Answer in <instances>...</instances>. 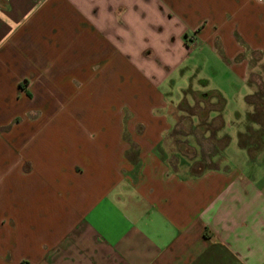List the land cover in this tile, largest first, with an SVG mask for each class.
Returning <instances> with one entry per match:
<instances>
[{
	"label": "crops",
	"instance_id": "crops-1",
	"mask_svg": "<svg viewBox=\"0 0 264 264\" xmlns=\"http://www.w3.org/2000/svg\"><path fill=\"white\" fill-rule=\"evenodd\" d=\"M147 1L161 6L0 0V160L9 164L0 165V264H264V169L251 164L248 147L223 152L221 135L209 136L220 147L214 165L194 169L193 147L170 134L175 101L157 91L152 70L135 63L128 48L103 56L111 45L127 47L131 16ZM253 2L262 5L252 12L263 19L233 9L231 24L216 28L209 48L224 68L213 88L236 94V112L254 110L246 99L255 92L250 66L254 52L264 54V0ZM200 28H193L195 37ZM188 37L189 31L172 34L176 58L163 61L164 69L190 53ZM96 71L94 88L87 80ZM131 72L150 86L135 94L143 93L139 106L127 102L111 120L95 122L88 107L51 102L75 94L81 81L82 94L104 93L112 73ZM195 80L202 84L195 92L209 90L210 79ZM240 120L230 123L241 128Z\"/></svg>",
	"mask_w": 264,
	"mask_h": 264
},
{
	"label": "rangeland",
	"instance_id": "rangeland-1",
	"mask_svg": "<svg viewBox=\"0 0 264 264\" xmlns=\"http://www.w3.org/2000/svg\"><path fill=\"white\" fill-rule=\"evenodd\" d=\"M91 1H93L94 4L98 3L97 6H102L105 3V0ZM160 1V7L158 3L153 1L140 2V7L138 8V10L136 9L137 15L131 16V23L128 27V37L126 39L127 47L125 46V48L121 45L115 44L113 48V46L111 45L109 48L102 52L103 56H106V52L115 51V49L118 53L122 54L125 53L126 49L128 48L127 50L130 51L134 56L133 61L135 63L140 64L143 67L147 65L146 67L152 70L150 71L151 76L155 81L157 80V91L167 96L169 100L175 101L172 109L175 125L170 134L178 140L186 141L185 145L189 143L193 147L190 149V155H188L191 167L196 169L200 165H205L206 167L213 166L214 159L212 155L215 151H217V149L222 147L223 152H225L226 148L229 145H231L230 150H233L231 148H235V146L238 145L241 148H244L242 147L241 142L250 141L251 145H248V150L252 153L250 162L253 166L255 165L256 169H264V112L260 111V116L257 115L259 112L256 110V108L258 109V105L254 103V101H257V99L255 98V96L252 97V94L250 95L254 99L251 104L254 106L253 111H241L240 109L238 110V112H236L235 110H231L232 108H236L238 106L237 100L234 99L236 94L232 98L230 95H223L217 88H213L215 85L217 86L216 81H219L222 77L224 68L220 64L219 60H217L209 53V48L213 44V41L216 37V28H220L224 25H226L224 27L226 28L231 24V22L229 21V19L227 20V18L231 17L233 9L240 12L239 15L241 18H244L245 16L252 17V15L254 14L255 16H253V19H263L259 14H255L257 13L256 11L252 12L253 9L257 10V8H262V5L255 2L252 3V0ZM245 6L250 7L243 10L242 12L239 11V9ZM149 7L153 8V10L145 11V14L143 13L142 17L141 12ZM132 12L133 11H131V13ZM200 25L202 27L200 28L202 32L198 35V38L197 36L195 37L193 28H198ZM156 26L159 27L157 30L155 28ZM258 26L259 29L262 30V23L259 22ZM160 27H162L163 29L161 30ZM183 31H189V37L186 39V43L188 45L195 46L191 48L190 53L187 56H183L184 58L182 57L183 60H181L179 66L173 68V70L171 71L166 70L164 69L163 61H165L166 59H171V61H173L176 58V56L172 57L170 55V49L174 51V48H171L169 46L171 36L172 34L178 35ZM196 38H198L197 41ZM151 47L155 49V54L145 55L143 51L145 49H151ZM203 49L205 50L203 51ZM114 53L111 54V57L108 58V61L110 59L112 60V55H115ZM154 56L159 59V65L155 64V61H158V59L156 60ZM102 57L100 61H102ZM105 64L106 63L104 62V65ZM104 65H102V63H97L96 68L99 66V69H102L103 67H105ZM110 66L112 70L114 68V62L111 63ZM120 72H123V69ZM123 76H125V78L128 77L127 80L123 78ZM226 76L227 75L224 74L225 78ZM94 77L97 78V71L87 81L93 82V87L95 88L97 79L90 80ZM142 77L143 76L141 74H136L135 72H131L129 76L123 74L122 76H120V78L115 77L114 73H112L109 80L110 87L108 88V90H105L104 93H97L92 95L82 94L84 90L80 88L81 83H83V81H81L78 83L75 94L69 96L62 95L60 97L57 96L56 99H51V102L78 104L79 108L83 110L88 107L89 117L93 116V120L95 122L100 121V119L107 118H110L109 120H111V118L113 117H111L110 115L117 112L119 113V108H121L123 104L128 102V104L132 108L133 105L139 106L142 103L143 93H140V95H138V92L143 90L141 89L143 88L142 86L148 85L147 83H145L147 80H143ZM196 77H198L199 79L202 78L204 82H206V79H210L211 83L210 86H208L209 88H207L209 89L208 91H219V94H221L223 98H225L226 102L228 101V105L226 104L223 111L225 125L224 127H222V129H220V131L216 132L217 136H229L230 138V135H233L234 129H236V127L239 128L238 125L236 126V124H231L230 121L235 122L237 121L238 117L239 119H242L240 120L242 122V127L239 129H243V131L240 132L238 138L234 137L232 139V142L229 139V142L225 147H223L221 142L220 147H216L215 149L210 139L208 140L209 136L212 135L209 123L211 120L216 118L218 113L214 110L211 111L207 121L200 120V117L198 116V114H196L197 111L194 109V105L200 106L202 108H204L206 105V103L202 101V97L195 96V89H197L196 87H202V84L200 82L199 83L201 84V86H197L195 80ZM221 81L225 83L224 79H222ZM249 83L255 88L254 93L259 92L264 94V54L262 52L253 53V58L250 66ZM230 88H237V84L236 86L234 84L230 85ZM95 91H97V89H95ZM101 91L102 90H99V92ZM136 93L138 94L135 96ZM250 95H248L246 99H248ZM183 99H187L190 106H192L188 108L186 107L187 111L179 110V104ZM218 100L219 97L217 95H214L211 100L214 104V108H218ZM89 103L90 105H87ZM213 106L210 107L213 108ZM109 108L111 109L110 113L108 112ZM121 112L122 110L120 111V113ZM127 115H129L128 112ZM252 115L256 116L257 119L260 120V122L256 121L259 123H251V120L253 119L251 118ZM216 123L217 121L214 124L216 125ZM204 125L206 126L203 129ZM129 134L130 133L126 130L125 135ZM242 136L244 137V139H242ZM171 144H174L176 146L174 150H181L180 143L172 142ZM238 149L239 148H237V150ZM218 161H220V159H218ZM6 162L7 160L5 159L0 160V165H2V168H6ZM244 165L248 166V163L246 162Z\"/></svg>",
	"mask_w": 264,
	"mask_h": 264
},
{
	"label": "trees",
	"instance_id": "trees-1",
	"mask_svg": "<svg viewBox=\"0 0 264 264\" xmlns=\"http://www.w3.org/2000/svg\"><path fill=\"white\" fill-rule=\"evenodd\" d=\"M214 95H217L219 97V100L217 102L218 103V108H214V106H213L214 104L211 101ZM195 96L202 97L203 100L202 99L201 100L203 102H205L206 105H207V106L205 105L204 108L194 105V109L197 111L196 114H198V116L200 117V120L207 121L208 118H209L210 112L213 111V110L218 113L216 118H214L215 120L213 119L209 123L210 127H211V132H212V135H210V136L212 137V140H213L214 137H216V135H217L216 132L220 131V129H222V127H224V125H225L224 118H223V111H224V108L226 106V100H225V98H223V96L221 94H219L218 91H206V92H201L200 91V92H196ZM253 96H255L257 101H254V99L252 98ZM252 97L250 95L248 97V99H247V102L252 104V102L254 101V103H256L258 105V109L256 108V110L259 111L257 115L260 116V114H261L260 111L264 112V94L256 92V93L252 94ZM179 106H180V108H179L180 111H187L186 109L188 107H192L188 103L187 99H183L180 102ZM210 106H213V108H211ZM254 117H255V119H254ZM251 118H253L251 120V123H254V122L255 123H259L260 122V120H258L256 116L252 115ZM216 121H217V123H216L217 126L214 124ZM256 121H259V122H256ZM209 124H206V125H209ZM206 125L203 126V129L205 128ZM229 139H230L229 136H224L218 141V143L222 142L223 147H225L226 144H228ZM242 139H244V137ZM241 145H242V147L246 148V147H248V145H251V142L250 141H244V142H241ZM21 264H28V262L23 261V262H21Z\"/></svg>",
	"mask_w": 264,
	"mask_h": 264
}]
</instances>
